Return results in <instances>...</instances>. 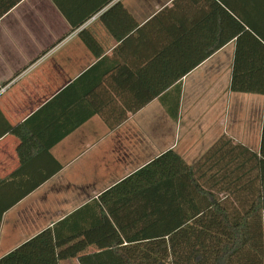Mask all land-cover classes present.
I'll list each match as a JSON object with an SVG mask.
<instances>
[{
    "label": "crops",
    "instance_id": "0c3cea01",
    "mask_svg": "<svg viewBox=\"0 0 264 264\" xmlns=\"http://www.w3.org/2000/svg\"><path fill=\"white\" fill-rule=\"evenodd\" d=\"M249 22L264 36V0H21L3 14L0 258L47 229L76 234L59 264L124 243L99 197L169 150L192 163L224 136L264 155V94L231 90Z\"/></svg>",
    "mask_w": 264,
    "mask_h": 264
},
{
    "label": "trees",
    "instance_id": "16d2710c",
    "mask_svg": "<svg viewBox=\"0 0 264 264\" xmlns=\"http://www.w3.org/2000/svg\"><path fill=\"white\" fill-rule=\"evenodd\" d=\"M20 1L0 0V17ZM249 28L237 38L231 90L264 94V36ZM99 199L124 243L81 264H264V155L224 136L192 163L159 155ZM74 235L47 229L0 264H59L57 244Z\"/></svg>",
    "mask_w": 264,
    "mask_h": 264
},
{
    "label": "rangeland",
    "instance_id": "374dc122",
    "mask_svg": "<svg viewBox=\"0 0 264 264\" xmlns=\"http://www.w3.org/2000/svg\"><path fill=\"white\" fill-rule=\"evenodd\" d=\"M184 128V127H183Z\"/></svg>",
    "mask_w": 264,
    "mask_h": 264
}]
</instances>
